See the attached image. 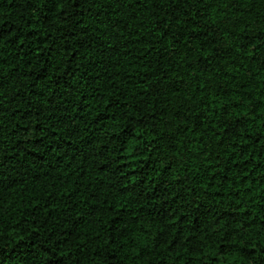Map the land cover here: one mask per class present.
Wrapping results in <instances>:
<instances>
[{
	"label": "trees",
	"instance_id": "1",
	"mask_svg": "<svg viewBox=\"0 0 264 264\" xmlns=\"http://www.w3.org/2000/svg\"><path fill=\"white\" fill-rule=\"evenodd\" d=\"M0 264H264V0H0Z\"/></svg>",
	"mask_w": 264,
	"mask_h": 264
}]
</instances>
